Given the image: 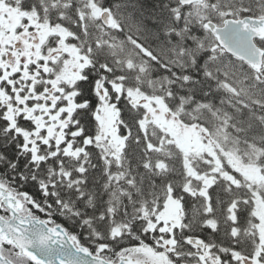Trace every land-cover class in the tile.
<instances>
[{
	"label": "snow or ice",
	"instance_id": "1",
	"mask_svg": "<svg viewBox=\"0 0 264 264\" xmlns=\"http://www.w3.org/2000/svg\"><path fill=\"white\" fill-rule=\"evenodd\" d=\"M90 3L87 11L99 8L103 13L100 18L110 20L117 28L121 26L115 21L114 10L134 23L138 31L146 29L151 33L153 42L167 37L165 43L181 45L180 59L187 67L173 77L181 85L177 89L181 98L195 96L197 89H201V96L211 95L203 88V82L211 80L212 50L197 51L205 31H215L219 41L224 40L220 32L229 25L248 30L255 24L253 16L231 19V13L221 12L223 29L216 21L203 23L201 27L190 22L188 13H182L176 4L163 5L169 13L165 22L143 13L137 17L126 11V4L114 0H103L99 5L95 0ZM0 4L24 14L13 25L9 12L0 13L9 25H0V264H135L136 257L130 261L129 256L147 242L146 237L151 238V246L156 250H173L172 244H181L176 239L177 232H182L183 244L191 251L170 258L174 261L187 256L196 264H264V234L256 236L255 231L248 232L254 237L251 250L240 247L243 244L240 234L247 232L240 226L247 222L255 230L260 227L261 218L254 208L244 212L240 202H229L224 219L230 227L222 233L215 216L214 184L200 193V199L207 203L199 213L203 217L199 228L206 235H192L187 227H172L165 232L164 222L157 223L156 216L150 217V221L141 216L127 230L121 228L118 234H113V222L118 215L126 216L129 209L125 207L122 213H115L108 203L113 165H106L109 158L102 155L99 147L103 134L97 112L105 100L118 110L125 104L129 109L135 108L130 92L116 90V84L124 78L115 74L117 70L100 53H94L91 47H81V37L88 34V27L85 12L74 0H64L61 5L74 13L75 23L71 27L65 22L57 0H51L50 4L45 0H0ZM46 19L53 31L45 40L41 28ZM57 28L68 30L66 39L55 31ZM180 31L187 36L181 37ZM134 43L140 44L149 56L156 55L139 40ZM68 44L78 50V64L70 65L73 74H78L74 81L59 76L64 61L71 58V53L62 47ZM260 54L264 56V49H260ZM139 122L137 119V126ZM119 132L126 141L131 128L122 121ZM168 190L182 206L185 197L197 198L186 187L177 192L169 184ZM89 196L97 203L89 206L86 203ZM243 202L251 204L252 200ZM149 222L155 227H149ZM225 235L227 241L217 242L216 237Z\"/></svg>",
	"mask_w": 264,
	"mask_h": 264
},
{
	"label": "trees",
	"instance_id": "2",
	"mask_svg": "<svg viewBox=\"0 0 264 264\" xmlns=\"http://www.w3.org/2000/svg\"><path fill=\"white\" fill-rule=\"evenodd\" d=\"M239 1L251 2V0H205L201 5H193L187 9L181 7L178 0H114V3L126 4V11L135 13L137 17L143 13L145 16H154L157 21L164 20L165 22L169 20V13L163 8V5L176 4L182 13L185 11L188 13L187 18L190 22L202 27L203 23L207 21L220 23L221 18L214 15L212 8L215 7L218 13L227 11L236 13L235 8ZM45 2L50 4L51 0H45ZM68 2H73V0H68ZM74 2L81 6L82 11V7L89 4L90 0H74ZM95 2L99 5L103 3V0H95ZM58 7L65 14V22L71 27L75 23L74 13L71 10L63 9L61 5ZM243 14L257 15L255 11ZM114 15L116 23L121 26L120 28L115 25L114 28L103 29L99 19L89 20L86 18L88 34L81 37L83 41L81 47H91L94 53H100L101 58L107 60L112 68L117 70L115 74L124 78L122 83L116 84L118 92L135 91L149 97L162 98L164 105L173 112L178 111L186 101H189V104H184L183 110L188 113L193 107H208V110L195 114L196 116L192 120L187 117L186 113L183 114L180 117V122L183 127L198 128L200 133H203L202 138L205 135L209 138L210 143L206 146L219 157L218 161L222 170L231 172L239 182L238 185H235L218 179L212 191L214 207L217 209L215 216L220 222L221 232L226 233L230 225H227L224 217L229 202L233 204L240 202L241 210L248 212L253 209V205L243 201L245 199L252 200L253 196L250 194L254 195V189L264 197V70L256 76L245 64L224 54L220 59L221 63L219 62L221 71L215 75L213 69L209 68L212 74L211 80L203 82V88L211 95L201 96V89H197L195 96L189 94L181 98L177 90L181 85L178 81L173 80L178 72H182L183 68L187 67L185 62L180 59L181 45L165 43L167 37H163V33H161L162 40L153 42L155 38L146 29L138 31L134 23L126 21L115 10ZM45 23H47V19ZM171 28L172 24L169 23V29ZM74 30L79 31L78 29ZM180 36L185 37L187 33L180 31ZM135 40H139L156 55L149 56L145 49L140 47V44L134 43ZM200 40L201 42L198 44H207L208 50L209 46L216 45L208 30ZM68 45L73 46L72 44ZM260 46L264 48V43ZM202 50L204 48L197 49V51ZM140 66H144L146 69L143 75H139ZM238 72L240 73L238 74ZM242 73L245 74L246 82L239 87L238 82L243 80ZM166 82H171L168 87H166ZM174 84L176 88H173ZM159 85L161 88L156 89ZM250 85L254 87L250 88L251 90L246 88ZM241 88L244 90L242 91ZM112 106L117 111L115 123L119 136L121 137L119 130L122 121L131 128V133L123 148L121 166L117 168L113 161L106 162V165L109 163L113 165L110 195L107 198L109 206L115 213H122L125 207L129 209L126 216H117L113 222L114 230L121 228L127 230L128 225H134L141 219L137 212L141 215L142 213L161 211L165 202L170 199L169 201L177 202L181 207L180 227H187L191 230L190 234L192 235L203 234L199 228L203 217L199 213L203 212L207 201L200 199V196L196 194V199L185 197L182 206L179 201L172 198V193L168 190L169 184L177 192L181 187H193L191 185L193 181L188 177L184 167V152L170 146L166 154L164 152L156 154L151 147L157 145V129L151 124L146 126V132L142 129L140 122L144 115L143 109L141 107L129 109L127 104L121 110ZM137 119L140 121L139 126L136 123ZM250 146L261 150L262 155L258 158L247 155L246 152ZM223 154L233 157L243 165L254 166L262 179L257 180L259 182L256 184L245 179L224 158ZM102 155L108 157L104 151H102ZM94 162L99 163L96 160ZM158 164L163 167L155 168L159 166ZM106 165L104 166L105 172L108 171ZM207 165L208 163L203 162L197 164L200 171ZM213 166L214 164H210V167ZM128 174L132 177L131 179L130 176L127 177ZM129 181L132 183L129 184ZM86 203L92 206L97 203V200L93 196H89ZM137 205H139L138 208ZM194 208L196 212L193 211ZM122 221L126 223L122 224ZM240 227L242 229L251 228L247 222ZM211 240L212 238L209 237V242ZM216 240L217 242L227 241V236H218Z\"/></svg>",
	"mask_w": 264,
	"mask_h": 264
},
{
	"label": "rangeland",
	"instance_id": "3",
	"mask_svg": "<svg viewBox=\"0 0 264 264\" xmlns=\"http://www.w3.org/2000/svg\"><path fill=\"white\" fill-rule=\"evenodd\" d=\"M63 1L64 0H57V5L58 6L62 5ZM89 7H91V3L84 5L82 7V11H85V18L89 20L98 19L101 13L99 8L93 9L92 12H89L87 11ZM212 12L216 17L222 18L220 16V12L218 13L215 7L212 8ZM227 12L231 13V16H234L235 14V12L233 11H227ZM45 24L43 26L45 29L48 30V35H50L53 30L48 28V25ZM55 31L59 33L62 36V38L65 39L69 34L68 31H66L63 28H57L55 29ZM198 42H201V40H199ZM62 46L63 48L65 47L66 50L71 53V58L69 60L64 61V63L67 64L70 63L72 66H75L76 63H74V59L76 57L77 52L76 51L74 52V49L72 47H69L68 45H62ZM200 48L201 49L204 48V50L202 51H208L207 44L205 45L200 44L198 50H200ZM209 50H212L209 68L213 69V72L216 75L219 73V71H221L220 59L223 57L224 52L220 50L216 45L209 46ZM57 59L60 58L57 57ZM145 71L146 69L144 66L139 67V75L140 74L143 75ZM239 73L240 72H238V74ZM74 76L75 74H73V72H71L70 69L67 68L65 71L61 72L60 78L65 80H72L74 79ZM242 77L243 80L238 82L239 87L246 82L244 73H242ZM170 83L171 82H166V87H168ZM159 88H161L160 85L157 86L156 89ZM131 98H133L135 101L141 100L143 98H147L152 105L150 109L151 111L150 114L152 115H153L152 112L154 110L161 109V117L158 118L160 115H157L156 119L154 120L155 122L152 123V126L157 129L158 141H157V145L151 147V149H154L156 154H161L163 152L166 154L168 148L170 146H173L181 149L184 152V156H185L184 167L186 169V173L188 177L191 178L193 181L191 183L193 187L192 188L189 187L190 191L200 195L201 192L207 191L209 185L215 184L218 181V179L231 180L230 176L227 173L223 172L222 166L218 161L219 157L215 154V152L211 148L206 146V144L209 145L210 143L209 138L206 135L203 136L202 138L201 135L203 133H200L198 128L183 127V125H181L180 123V117L183 114L186 113L187 117L190 120H192V118L196 116L195 114L203 110H208V107L205 106L193 107L188 113L183 110L184 104L186 103L189 104V101H186L183 103V106L179 108L178 111L173 112L172 110H169L166 105L165 107L159 106V104L164 105L162 98L149 97L146 96L144 93L142 94L138 92H132ZM167 112L170 115L168 117V121L165 118V114ZM116 118H117V111L115 110V108L112 105H109L107 101H104L97 112V120L100 125V130L103 134L101 136V139L99 140V146H102L101 148L109 156V160L113 161L115 164L118 165L120 163V156L122 153V147L124 146L125 140L119 138L117 135L116 123H115ZM143 122L144 119H142L140 123ZM217 133H219V131H217ZM246 154L258 158L262 155V151L255 148L254 146H250ZM223 156L230 164L233 165L236 171L239 170V172L241 173V175L245 177V179L254 183H256L257 180H261V176H259V172L254 166L243 165L241 162L235 160L233 157L227 154H223ZM199 162L208 163V165L202 168L201 169L202 171H200L199 170L200 168L197 166ZM210 164H214V166L210 167ZM254 210L257 216L261 218L260 227L258 229H260L261 232H264V198L258 192L254 193ZM161 212L167 214L166 216H164V218L173 219L176 220L178 223H180L181 209L176 203L174 202L167 203Z\"/></svg>",
	"mask_w": 264,
	"mask_h": 264
},
{
	"label": "flooded vegetation",
	"instance_id": "4",
	"mask_svg": "<svg viewBox=\"0 0 264 264\" xmlns=\"http://www.w3.org/2000/svg\"><path fill=\"white\" fill-rule=\"evenodd\" d=\"M235 10H236L235 19H239L242 16H245L243 13H246L249 11H255L257 13L256 16H253L254 18L264 19V0H251V2H249V3L239 1L236 4ZM4 11L9 12V19L12 20L13 25L18 24L20 22L21 17L24 15L23 13H20L18 9H11L10 7H5L4 5L0 4V13H2ZM0 25H3L5 27L9 26L8 21L5 20L2 15H0ZM41 32H42L44 39L46 40V38L48 36V30L45 29L44 26H42ZM263 41L264 40H255V43H260ZM64 50L67 51L65 47H64ZM74 52H75V50H74ZM77 54H76V57L74 59V63H76V64H78V59H77L78 55ZM70 65H71L70 63L69 64L64 63L63 67L60 70L59 76H61V72L65 71L67 68H69L70 71L72 72ZM77 78H78V74H75L74 79H77ZM74 79H72V80L74 81ZM132 103H134V102H132ZM145 107H147L146 104H143V106H141V108L144 111V114H145ZM151 107H152V105L148 106V108H147L148 114L151 113V111H150ZM152 113H153V115L152 116L150 115V121L153 120L152 123H154L155 122L154 120L156 119L157 115H160L158 118L161 117V111H159L156 114V112L154 110ZM145 115L143 117L146 118ZM155 168H162V167L156 166ZM223 172H226L225 169H223ZM129 176H130V174H128L127 177H129ZM232 176L234 177V175H232ZM131 178L132 177L130 176V179ZM225 181L238 182V180L235 181L233 179L232 180L225 179ZM166 215L167 214H164L162 212H150V213H142L140 216L144 217L145 219H148L149 221H150V217L156 216L157 223H159L160 221L164 222V231L165 232H170L172 230V227H179V223L176 220L164 218V216H166ZM170 225H171V227H170ZM150 226L153 227L155 225H152L151 222H149V227ZM119 231L120 230L114 231L113 234H118ZM252 231H255L256 236L264 234V232H261V230L258 228L255 230H253L252 228L247 229V232L242 231L240 234V239H241V241H243V244H241L240 247L244 250H251V248H252V243H253L254 237L252 235L247 234L248 232H252ZM137 239H139V237H137ZM176 239L181 241V244H172L171 248L173 250L159 251V250L154 249L151 246V238L146 237L145 240L147 242L145 244L141 245L139 248L134 249L129 256V260L131 261V258L133 256H135L136 257L135 264H196L195 260H189L187 258V256H183V259L180 261H174L173 259H170V258H174L176 255H183L185 251H191V249L187 248L186 244H183L182 232L176 233ZM131 243H135V241H133ZM205 251H207V249H205Z\"/></svg>",
	"mask_w": 264,
	"mask_h": 264
},
{
	"label": "water",
	"instance_id": "5",
	"mask_svg": "<svg viewBox=\"0 0 264 264\" xmlns=\"http://www.w3.org/2000/svg\"><path fill=\"white\" fill-rule=\"evenodd\" d=\"M203 2L204 0H179L181 6H190L196 3L201 4ZM102 16L103 13L100 14V17ZM100 21L105 28H109L112 24L110 20L105 22L100 18ZM220 28L223 29L224 26H221ZM209 31L216 39L218 46L228 55L243 61L256 73L261 72L263 56L260 54V48L256 46L254 40L257 39V37L260 38L258 40L264 39V20L255 19V24L250 26L248 30L243 29L239 25H229L226 30L220 32V35L224 37V40L218 41L216 38V32L213 30ZM225 41H227V43H225ZM143 102H145V100L138 102V104Z\"/></svg>",
	"mask_w": 264,
	"mask_h": 264
},
{
	"label": "bare ground",
	"instance_id": "6",
	"mask_svg": "<svg viewBox=\"0 0 264 264\" xmlns=\"http://www.w3.org/2000/svg\"><path fill=\"white\" fill-rule=\"evenodd\" d=\"M235 71H237V70L235 69ZM238 71H239V70H238ZM211 75H212V74H211ZM246 88H247V89H250V88H254V87H253L252 85H250V86H247ZM241 90L243 91L244 88H242ZM250 90H251V89H250Z\"/></svg>",
	"mask_w": 264,
	"mask_h": 264
}]
</instances>
